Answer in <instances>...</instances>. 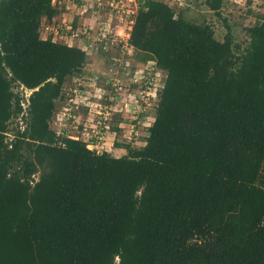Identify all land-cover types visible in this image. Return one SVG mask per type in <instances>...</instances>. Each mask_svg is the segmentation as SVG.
Segmentation results:
<instances>
[{"label": "trees", "instance_id": "1", "mask_svg": "<svg viewBox=\"0 0 264 264\" xmlns=\"http://www.w3.org/2000/svg\"><path fill=\"white\" fill-rule=\"evenodd\" d=\"M52 1L0 0V264H264V10L247 9L239 43L225 19L218 41L139 0L128 45L164 80L144 145L116 157L52 127L87 61L43 34ZM203 4L221 18L224 0ZM17 86L32 92L9 129Z\"/></svg>", "mask_w": 264, "mask_h": 264}, {"label": "rangeland", "instance_id": "2", "mask_svg": "<svg viewBox=\"0 0 264 264\" xmlns=\"http://www.w3.org/2000/svg\"><path fill=\"white\" fill-rule=\"evenodd\" d=\"M122 1V5L123 7L125 6V9L129 4L135 10L139 3L138 0L137 2L135 0V2H130L128 4L124 3V0ZM169 1L172 7H174L176 13L182 14L187 20L195 23H207L211 25L215 31V39L218 41H222L223 36L225 35V29L223 27V19H225L231 28L234 40L239 43H243L245 40L243 28L253 22V17L246 14L247 9H252L254 12L264 10L263 0H224L221 18L219 19L205 7L203 4L204 0ZM70 2L72 3V0H70ZM95 10L97 14L93 15V12L90 11V14H92L91 18L89 21L82 22L83 26L79 29V31H83L85 27L84 23L86 26L90 27L89 31L91 32V36L88 38L90 42H88L86 40L87 38L85 39L84 36L74 40L65 39L63 41L68 45H75L86 51L85 54L87 61L84 65L83 73L76 78H79V80L76 81L84 84L83 82L86 81L85 77H87L86 79H90L88 83L86 82L88 89L99 88L101 91H104V89L108 90L109 83L112 84V82L120 87V90L117 91V95L121 97L122 100L117 99L115 105L114 99L109 102L111 105L113 104V109L117 108L115 113L109 115L111 116L110 121L112 122L113 127H117L119 130L116 131L114 140H111L112 135L110 134L107 141V147L110 148L109 153L113 156L119 157L126 151L122 148H116L114 146L116 142L130 144L133 147H141L144 145V138L147 135V129L154 120L153 116L157 102L156 94L161 88L164 74L155 69L153 62L137 60L133 48L129 45L127 46V39L131 29L129 21L130 19L133 21L132 19L134 16H130L129 13L128 15H125L110 11L106 6H100L99 8H95ZM108 25L110 26V31L112 32L113 38H116V41H113V43H115L114 47H108L106 51L99 45V42L97 45H94L91 40L97 38L96 36L102 26L107 27ZM43 34L47 33L43 31ZM56 39L63 42L58 36H56ZM110 56L116 57V64L111 65ZM74 78L64 83V86H67V91H69L71 85L74 84ZM128 90L131 96H128ZM13 91L20 93L19 95L23 99L22 114L11 121L9 129H13L15 125L21 129L25 126L24 112L28 105L27 99L31 93L30 90L19 86L13 87ZM149 96L150 98H148ZM134 97L137 98L136 105L139 106L138 110L146 113V116L141 117V112H138L140 115L138 114L139 116L136 118V121L131 120L132 118H125L124 116H121V119H123L121 120V114L118 112L119 109L121 110V101L126 102L128 99L131 100ZM129 113L130 112H128V114ZM52 127L55 126L52 125ZM12 131L13 130L7 134V137L12 138ZM110 144L112 146H109Z\"/></svg>", "mask_w": 264, "mask_h": 264}, {"label": "built area", "instance_id": "3", "mask_svg": "<svg viewBox=\"0 0 264 264\" xmlns=\"http://www.w3.org/2000/svg\"><path fill=\"white\" fill-rule=\"evenodd\" d=\"M56 1L57 0H53L52 2L55 3ZM163 1L167 2L169 0ZM130 2L133 3L135 0H124V3L128 4ZM122 3V0H88L83 3L82 13L91 11L93 12L92 14L95 15L97 14L95 8L106 6L110 11L125 15L129 13L130 16H135L138 7L134 10L133 7L128 4L125 9ZM168 3H170V1ZM129 22L132 26L133 21L130 19ZM72 24V22L63 17L57 21V23L47 24L43 22L41 24V30L47 34L54 35L55 38L58 36L62 41L65 39L74 40L84 36V38H87L86 40L90 42V40H88L91 36V32L89 31L90 27H84L83 31H79V29H74ZM96 37L95 40H91L94 45H97L99 42V45L106 51L108 47H114L115 43H113V41H116V38H113L109 25L107 27L102 26ZM62 43L66 42L63 41ZM81 50L86 52L85 49ZM110 63L114 65L116 64V60L113 61L111 58ZM76 78L77 77L74 78L75 82L71 85L69 91L66 90L67 86H63L62 88L66 100L65 103L57 109L52 118V125L55 126L53 127L54 131L56 135L86 143V148L91 151H96L97 153L109 152L110 148L107 147L109 136L110 134L112 135L111 140H114L116 136V132L111 130L112 122L110 121L111 116L109 114H113L117 110V108L113 109V104L111 105L109 102L114 99L115 105L117 99L122 100L121 97L117 95V91L120 90V87L112 82V84L109 83L108 90L104 89V91H101L99 88L88 89L86 82H89V78L86 79L87 77H85L86 81L83 82L84 84L76 81L79 80V78ZM31 92L32 91H30V93ZM129 95L130 93L128 92V96ZM136 103V97L131 100L128 99L126 102L121 101V110L119 109L118 112L125 118H132L131 120H135L139 111V106H137ZM128 112L130 113L128 114ZM109 146L112 145L110 144Z\"/></svg>", "mask_w": 264, "mask_h": 264}, {"label": "crops", "instance_id": "4", "mask_svg": "<svg viewBox=\"0 0 264 264\" xmlns=\"http://www.w3.org/2000/svg\"><path fill=\"white\" fill-rule=\"evenodd\" d=\"M85 2H87V0H83V1L81 0L79 2H75L74 0H72V3L70 2V0H59L58 4L59 5L62 4L61 7H63V10L58 18L61 19L65 17L70 22L75 24L77 28L78 27L80 28L81 26H83L82 22L89 21V19L92 16L90 12L82 13L83 3ZM84 26L89 27V26H86L85 23H84Z\"/></svg>", "mask_w": 264, "mask_h": 264}]
</instances>
